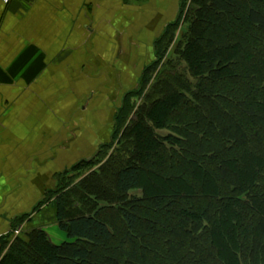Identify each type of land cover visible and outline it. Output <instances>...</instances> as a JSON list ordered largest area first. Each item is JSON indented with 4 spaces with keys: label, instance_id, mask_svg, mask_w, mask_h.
I'll use <instances>...</instances> for the list:
<instances>
[{
    "label": "trees",
    "instance_id": "trees-1",
    "mask_svg": "<svg viewBox=\"0 0 264 264\" xmlns=\"http://www.w3.org/2000/svg\"><path fill=\"white\" fill-rule=\"evenodd\" d=\"M155 55L50 193L69 240L2 238L0 264H264V0H181Z\"/></svg>",
    "mask_w": 264,
    "mask_h": 264
},
{
    "label": "crops",
    "instance_id": "crops-1",
    "mask_svg": "<svg viewBox=\"0 0 264 264\" xmlns=\"http://www.w3.org/2000/svg\"><path fill=\"white\" fill-rule=\"evenodd\" d=\"M180 2L0 0V240L34 229L69 240L50 193L112 142Z\"/></svg>",
    "mask_w": 264,
    "mask_h": 264
},
{
    "label": "rangeland",
    "instance_id": "rangeland-1",
    "mask_svg": "<svg viewBox=\"0 0 264 264\" xmlns=\"http://www.w3.org/2000/svg\"><path fill=\"white\" fill-rule=\"evenodd\" d=\"M181 25H179L178 26V28H177V32H176V38L178 39L179 38V36L181 35L180 33H181V31H183L185 28H182V27H184V25L182 24V23H180ZM166 30V29H165ZM164 33V32H163ZM180 34V35H179ZM181 37V36H180ZM175 43V42H174ZM174 45V44H173ZM108 153V152H110V150L109 149H104L103 151H101V153L99 154V156H98V158H97V160H102L103 159V156L106 154V153ZM134 193L135 194H141V191L140 190H136V191H134ZM16 231V230H15ZM15 231L13 232L14 234L13 235H11L10 236V240L12 241L13 240V238L14 237H16L15 236V234L16 235H19L20 234V231L17 233V231H16V233H15Z\"/></svg>",
    "mask_w": 264,
    "mask_h": 264
},
{
    "label": "built area",
    "instance_id": "built-area-1",
    "mask_svg": "<svg viewBox=\"0 0 264 264\" xmlns=\"http://www.w3.org/2000/svg\"><path fill=\"white\" fill-rule=\"evenodd\" d=\"M5 2H8L9 0H4ZM19 231L17 230V233H18Z\"/></svg>",
    "mask_w": 264,
    "mask_h": 264
}]
</instances>
